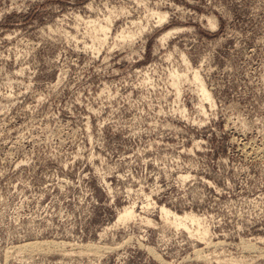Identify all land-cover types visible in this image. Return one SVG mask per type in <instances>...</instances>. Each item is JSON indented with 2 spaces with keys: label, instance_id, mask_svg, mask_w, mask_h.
I'll list each match as a JSON object with an SVG mask.
<instances>
[{
  "label": "rangeland",
  "instance_id": "1",
  "mask_svg": "<svg viewBox=\"0 0 264 264\" xmlns=\"http://www.w3.org/2000/svg\"><path fill=\"white\" fill-rule=\"evenodd\" d=\"M0 264H264V0H0Z\"/></svg>",
  "mask_w": 264,
  "mask_h": 264
},
{
  "label": "bare ground",
  "instance_id": "2",
  "mask_svg": "<svg viewBox=\"0 0 264 264\" xmlns=\"http://www.w3.org/2000/svg\"><path fill=\"white\" fill-rule=\"evenodd\" d=\"M152 14L157 17V21H156L157 25L165 23L167 21L168 14L166 12L152 11ZM110 17H111V13L108 15L106 20L110 21ZM208 24L212 28L215 27L216 24H215V21H214L213 17L208 18ZM92 28H93L94 31H99V32H101L103 34V38L99 39V43L103 44L105 42V39H106L105 35L109 31L108 24L102 25L99 22L98 24L96 23V25H93ZM138 29L140 30V27H138ZM171 34H172L171 30L167 31L166 33H164L162 35L160 40L161 41L166 40ZM135 35H136V33H135L134 30H130V29L127 28V29H122L119 32V34L116 35L115 37L116 38H120L121 41H127V40H132V38ZM182 58H183V61L185 62V66H186V69H187L186 72L187 73L186 72L185 73L184 72L179 73V71H177V70H174V71L172 70V72H170V75H169L172 85L178 91L181 83H183L184 81L189 80V73H191L192 79L197 84V87H198V90H199V93L201 94V96L204 99L209 100V94L207 93V91H206V89L204 87V83H203L201 77L199 76L198 71L193 69L189 65L188 60H187V58H185V56H183ZM160 213H161V216L164 219H166L167 222H169L170 225H173L175 227L182 226V227L188 229V225L189 224L196 225V228H195L196 229V234L195 235H198L199 239H202V240H206L207 239L208 233H209L208 229L205 226L201 225L200 218L197 217L195 214H193L191 212H185L183 214H177V213L171 212L166 207H161L160 208ZM134 216H135L134 210H133L132 207L129 206V207L124 208L123 211L121 213H119L117 221L121 222V223H125V222H127L129 220H132L134 218ZM194 232H195V230H194ZM194 232L192 231V233H194Z\"/></svg>",
  "mask_w": 264,
  "mask_h": 264
}]
</instances>
